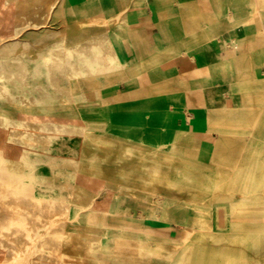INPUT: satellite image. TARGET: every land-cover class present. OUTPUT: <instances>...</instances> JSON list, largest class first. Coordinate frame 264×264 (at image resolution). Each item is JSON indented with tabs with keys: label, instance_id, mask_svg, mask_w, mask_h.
Returning a JSON list of instances; mask_svg holds the SVG:
<instances>
[{
	"label": "bare ground",
	"instance_id": "obj_1",
	"mask_svg": "<svg viewBox=\"0 0 264 264\" xmlns=\"http://www.w3.org/2000/svg\"><path fill=\"white\" fill-rule=\"evenodd\" d=\"M142 1L0 0V264H161L160 249L151 251L152 241L141 232L144 224H131L139 230L123 228L128 209H137L142 220L183 224L189 236L206 244L203 252L187 247L177 264H235L241 259L256 264L236 243H225L231 235L201 227L197 211L190 216L181 212L182 204L224 206L215 194L223 181L210 182L193 158L166 166L167 159L161 157L175 151L196 157L200 152L194 135L179 125L165 148L163 136L156 132L169 125L168 120L161 111L144 109L162 104L152 99L139 104L145 90L140 76H156L150 72L154 63L144 52L128 57L123 47L143 50L148 28L163 32L177 23L175 13L163 21L167 16L160 15L159 6L157 16L141 20L136 10ZM171 2L179 5L178 0ZM163 33L153 35L160 48L152 56L174 55L176 36ZM171 72L173 77L154 79L153 87L167 95L190 93L188 78L175 75V69ZM121 84L125 88L118 94ZM129 84L135 85L134 91L126 88ZM198 89L203 92L206 85ZM127 100L143 109L120 112ZM143 139L145 143L139 141ZM113 142L120 144L118 150ZM126 144L130 148L123 151ZM132 153L149 156L153 163L152 156L159 158L151 169L175 180L144 181L145 189L130 183L133 190L124 189L109 170L118 167L116 155ZM98 157L110 169L99 167ZM126 161L124 167H130ZM149 186L154 190H147ZM203 186L211 188L210 196ZM227 186L255 185L231 181ZM261 187L252 211L238 210L241 203L249 206V199L230 196L225 220H250L261 212L264 225V183ZM181 193L189 198L176 195ZM258 241L264 242V237Z\"/></svg>",
	"mask_w": 264,
	"mask_h": 264
},
{
	"label": "rangeland",
	"instance_id": "obj_2",
	"mask_svg": "<svg viewBox=\"0 0 264 264\" xmlns=\"http://www.w3.org/2000/svg\"><path fill=\"white\" fill-rule=\"evenodd\" d=\"M129 3H131L130 0H129ZM141 5H144V4H141ZM145 6L148 10L149 8L150 9L152 8V10L154 11L153 13L154 16L155 15L157 16L156 9H157V6H159L162 11L160 15H162L163 18L167 16V18L163 19V21H166L167 19L169 20L170 14L175 13L177 15L175 19L177 23L170 24L169 26L186 27L185 25H188L190 23V18H191L190 14H188V17H181L180 15L182 10L190 11L189 4H181L179 2V5L177 6V10H173L171 8L172 6H174V3H170V2H159V3L155 2L152 4L146 3ZM221 27L220 26L218 28L215 27V31H216L214 35L215 37L221 38L222 35L217 33L218 32L217 30H219ZM152 28H157V27L154 26ZM229 29H230V26L225 28V30H229ZM145 37L147 41L145 44V48L143 50H141V48H136L135 50H132V49L129 50L128 49L129 47L127 46V47H123L122 51L128 57H131L134 54L139 55L142 52H144V55L150 59V60L147 59V61L149 62L151 61L154 63V65L150 67V72L151 71L155 72L156 76H153L147 72L140 76V78L144 79L145 90H144L143 95L140 97L139 104L149 99L158 101L159 103L162 104L161 107L151 106L148 108L146 106L144 109H149V110H161L162 109L161 112L163 113L160 115H163L162 116L163 119L166 118V120H168L167 123L169 125H166L165 123V125H163L159 129V131H157L156 133L157 135L160 134L163 136L162 143L164 147L167 148L169 147V144L171 142L170 135L174 132L175 126L179 124L186 125L190 122L192 117L196 116L193 113V111H196V109L200 108V106H198V101L195 98L199 93L197 90V86L199 84L198 79L201 81H204L203 82L204 84L206 80L205 78H201L199 75L195 76V78L193 76L191 77L190 71L197 72L198 71L197 69H200L201 66H196L195 63H189L190 61L188 57L182 58L181 56L176 55L177 54L176 52L174 53V55H170V56L168 55L169 57L166 56L168 52H164L156 56H152L159 50L160 45L154 37L151 36V38H148L146 34H145ZM260 43L262 42L259 40V44ZM206 44H207V41L200 43V44H196V45H186L184 46L185 47L184 51L188 52L189 55H192V57H194L196 61L198 57L197 55H200L202 53L206 55V47H207ZM230 45L234 46L235 44L231 43ZM202 49H204V52L201 51ZM214 57H215L214 58L215 66L213 67L205 66L207 68L208 73H210V71L212 72L211 77L210 78L208 77V80L210 81L211 85L218 88V87H223L225 82L227 83L228 82H237V83L239 82V85L241 86V90L245 92L246 94H250L253 96H264V87H262L261 84H259L258 81L254 79L255 77L251 73L246 72L244 68L240 69L239 67L229 65L230 61L222 59L221 54L218 53L217 49L214 50ZM253 58L254 60L252 62H263L264 63V56L262 55H258L256 57L254 56ZM254 67L255 66L251 65L250 67H247V68L253 69ZM172 69H175L176 71L175 75L177 76L184 77L183 75L186 74V78H188V86H190L189 88H191L190 93H188L187 90H180L177 96L173 94L167 95L164 92L160 91L158 88L153 87L155 85L153 83L154 79H157L159 77L164 78V79L165 77H173V74H171ZM184 71H188V73L187 72L184 73ZM219 72L223 76L222 75L219 76ZM124 86L125 85H122V84L119 85L120 89L117 91L118 94L122 93L123 89L125 88ZM126 88L129 91H134L135 85L129 84L128 86H126ZM219 93L221 95L222 91H220ZM226 98L229 99V95H226ZM126 105H127L126 107H123V108L120 107L118 110L120 112L129 113L133 111H141L143 109L140 107H136L135 102L133 100H127ZM203 108L208 111L217 110L216 107L212 106L211 103L206 104L205 106H203ZM242 112L244 113L241 114V117H240L241 120H244V119H247V117H250L251 126L249 127V131L254 130L255 127L260 129L261 125L262 126L264 125V122H263L264 121V105L255 104L251 106L250 108L243 109ZM231 131H234L236 135L238 136V138L235 141L228 140V143L224 146L225 153H220L217 148H210L207 152L197 154L196 157L191 156L187 152L182 153L181 151H175L174 153H163L161 157L167 159L168 164H166V166L169 165L170 163L174 164V163L180 162V160L183 157L193 158L196 160V163L194 164L197 165V167L199 168L202 167L203 174L211 175L210 176L211 178H209L210 182L211 181L212 183H216L218 181L220 182L225 179L223 177H220L222 172L226 175L230 173L236 174V175L241 174V171L237 170L236 168L239 166H242L243 163L247 160H250V161L256 160L258 158L257 152L258 150L261 149V146L259 145L258 141H252V140L247 139L246 134L248 132V129L247 127L245 128L244 122L241 123L236 129L234 130L231 129ZM212 132L215 133L214 131ZM229 136L230 135H228V137ZM139 141H142V143L146 142L145 139L139 140ZM196 142L200 144V138H197ZM113 144L109 145L110 149L112 148ZM113 148H115V150L117 148L118 150L120 148V144L116 142ZM129 148H130L129 144L123 145L121 147L123 151L128 150ZM152 157H153L154 163L149 162V156L141 157L136 153H132L130 155H119V156L116 155L114 159L117 161L116 166L118 167H115V168L111 167V170L109 171L111 172V175H113V179L117 183L125 184L124 189L126 190H129V189L133 190L130 183L136 184L135 187H137V189H145L144 188L145 185L143 184L144 181H152V182L158 181L159 183H161L164 180L174 181L175 178L173 176L165 175L157 171L154 172V170L151 169L152 167H155L154 164L156 163V161L159 160V158L155 156H152ZM127 158L130 162L129 163L130 167H124V165L125 166L128 165L124 163V162H127L126 161ZM102 159L98 157L97 158L98 161L96 162V164L102 169H110L108 168L107 163L104 162L105 159L104 160ZM205 166L207 167L204 168ZM217 166H222L223 170L218 171ZM229 168H232L233 171L232 169L229 170ZM146 189L154 190L152 186H149ZM158 189L162 191L164 190V187L159 186ZM199 191L200 192L203 191L204 194L206 193L207 194L206 196H210L212 194L211 188H207L206 186H203L202 191L201 190ZM176 195L182 197V199L189 198V195L184 194V193L176 194ZM182 207L183 208H181V212L185 216L187 215L190 216L192 211H197L198 213L197 221L198 223L201 224V227L211 228L213 232L215 231V233L219 235H222V234L231 235L230 237L232 238L231 239H228L229 237L226 238L227 240L225 243L228 242L230 245H232L233 243H236L235 245H237V247H239L242 252H244V250L247 248V251L245 252L250 254L252 259L259 262L258 264H264V242L260 241L259 243L258 241L261 239V237H264V227L250 228V230L247 232H239L238 227L242 225L243 220L241 218H235L231 222L232 223V226H231L230 222L226 221L224 218V214L227 208L224 206H218L217 204H214V203L204 202L201 204L200 207H198V205L192 206L191 204H182ZM136 212H138L137 209L136 210L128 209L125 211V214L123 215L124 217L123 228H125L126 230H130V229L139 230V226L136 227L135 225H131V224L132 223L144 224L141 232L145 235L144 239H147V240L150 239L152 241V242H149V243H152L151 246L149 245V248L151 251L157 247L160 249L159 251L161 255L163 256V258L158 259V260L161 261V264H177L178 263L177 257L183 254L187 247L189 249H194L193 251L197 250L199 252H203L206 250V248L204 247V245L206 246V244H202L201 241H197L198 239L196 237L194 238L193 241H190L192 240V238L186 232V227L183 224H180L179 226H173V225H168V223H165V222L154 221L150 219L142 220L141 218L137 217ZM186 221H188L187 218L184 219V222ZM159 225H168V226H159ZM158 230L162 232H159ZM152 237H157V238H152ZM155 242H161V243L155 244ZM199 245H203V247L198 248ZM209 248L210 247H208V251H210ZM172 255L175 256V259L169 258ZM179 261H182V260L180 259ZM238 263L245 264L242 259Z\"/></svg>",
	"mask_w": 264,
	"mask_h": 264
},
{
	"label": "crops",
	"instance_id": "obj_3",
	"mask_svg": "<svg viewBox=\"0 0 264 264\" xmlns=\"http://www.w3.org/2000/svg\"><path fill=\"white\" fill-rule=\"evenodd\" d=\"M130 2L133 3L136 2V0H130ZM142 2L144 5H140L136 10L138 17L141 19H144L146 16L155 17L152 8H149V10L146 8V3H172L171 0H143ZM178 2L181 4H189L190 7V11L182 10L180 14L181 17H188V14L191 15L190 23L185 25L186 27L171 26L164 29L163 32L165 33L161 32L158 27L148 28L145 34L148 38H151V36L153 37L154 34L162 33L164 36L175 35L176 42L174 53L176 52V55H179L182 58L187 57V52L184 51V46L196 45L207 41L206 55L202 53L197 55L198 57L196 61L195 59L193 61L189 60V63H195L196 66H201L200 69H197V72L190 71L191 77L193 76L195 78V76L199 75L201 78H205V84L203 83L204 81L198 79V86L206 85V90L201 92L197 86L199 93L195 98L197 99L200 108L193 111L196 116L192 117L188 124H179V126L186 132L193 134L195 141H197V138H200V144L196 142L199 145L198 151L200 153L207 152L210 148H217L220 153H225L224 146L228 143V140L235 141L238 138L236 133L231 131V129H236L244 122L245 128L247 127L248 129L246 134L247 139L258 141L261 146V149L257 152L258 158L251 161L247 160L242 166L237 167L236 169L241 171V174L236 175L230 173L226 175L222 172L224 175L221 174V177L225 178L222 180V189H217L215 194L221 196L220 202L223 203L224 206L230 203V196L249 199V206L241 203L238 205V210L241 212L252 211L253 207L251 206L254 203L256 205V200L263 193V188L261 186L264 183V169L262 168L264 164V125H261L260 129L255 127L254 130L249 131V127L251 126L250 117H247V119L244 120H241L240 117L241 114L244 113L242 112L243 109L250 108L255 104L264 105V96L246 94L241 90L239 82H225L223 87H214L208 80V77H211L212 72L210 71V73H208L205 66H215L214 50L217 49L218 53L221 54L222 59L230 61L229 65L239 67L240 69L244 68L246 72L251 73L255 77L254 79L264 87V63L252 62L254 56H264V0H178ZM171 8L177 10L175 4ZM176 17L177 15L175 16V19ZM219 26L222 27L217 30V33L222 35L221 38L214 36L216 33L215 27L218 28ZM229 26L230 29L225 30V28ZM166 39L168 40V38ZM259 40L262 43L259 44ZM231 43L235 45L231 46ZM201 51L204 52V49ZM251 65L255 67L253 69L247 68ZM186 72L188 73V71H184V73ZM220 75L222 74L219 72V76ZM183 76V78H186V74ZM220 91H222L221 95L219 93ZM226 95H229V99L226 98ZM146 102L147 100L142 103L145 104ZM208 103L215 106L217 110H205L203 106ZM153 111L160 112L162 109ZM228 135L230 136L228 137ZM248 165L250 166L247 169ZM217 167L218 171L223 170L222 166ZM230 169L232 168H229V170ZM207 176L210 177L211 175ZM231 181H244L255 186L253 188L228 187L227 184ZM262 216L263 214L261 212L250 220L240 216L238 218H241L243 223L239 227H247L248 225H251L250 228H252V224H254L253 228H262L264 227L263 223L260 222ZM233 220L234 219H232V221ZM168 225L173 224L168 223ZM191 238L192 240L190 241H193L195 237ZM197 241L200 240L198 239ZM245 251H247V248L244 252L241 251V254L246 253ZM238 262L237 264H239ZM258 263L259 262L256 261V264Z\"/></svg>",
	"mask_w": 264,
	"mask_h": 264
}]
</instances>
